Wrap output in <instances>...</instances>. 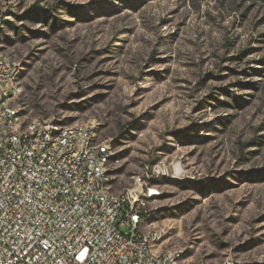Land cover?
I'll use <instances>...</instances> for the list:
<instances>
[{
    "label": "rangeland",
    "instance_id": "1",
    "mask_svg": "<svg viewBox=\"0 0 264 264\" xmlns=\"http://www.w3.org/2000/svg\"><path fill=\"white\" fill-rule=\"evenodd\" d=\"M26 120L93 123L111 192L181 264L264 261V0H0Z\"/></svg>",
    "mask_w": 264,
    "mask_h": 264
},
{
    "label": "built area",
    "instance_id": "2",
    "mask_svg": "<svg viewBox=\"0 0 264 264\" xmlns=\"http://www.w3.org/2000/svg\"><path fill=\"white\" fill-rule=\"evenodd\" d=\"M18 77L0 55V264H181L180 251H155L157 236L141 231L156 195L146 180L161 169L112 193L110 145L95 142L96 126L26 120Z\"/></svg>",
    "mask_w": 264,
    "mask_h": 264
}]
</instances>
